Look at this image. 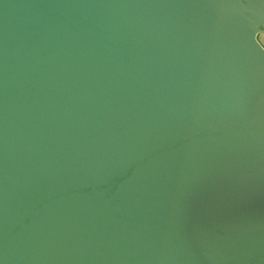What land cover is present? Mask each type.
<instances>
[{
  "label": "water",
  "instance_id": "obj_1",
  "mask_svg": "<svg viewBox=\"0 0 264 264\" xmlns=\"http://www.w3.org/2000/svg\"><path fill=\"white\" fill-rule=\"evenodd\" d=\"M264 0H0V264H264Z\"/></svg>",
  "mask_w": 264,
  "mask_h": 264
},
{
  "label": "crops",
  "instance_id": "obj_2",
  "mask_svg": "<svg viewBox=\"0 0 264 264\" xmlns=\"http://www.w3.org/2000/svg\"><path fill=\"white\" fill-rule=\"evenodd\" d=\"M259 39H260L261 44L264 46V31L259 34Z\"/></svg>",
  "mask_w": 264,
  "mask_h": 264
}]
</instances>
